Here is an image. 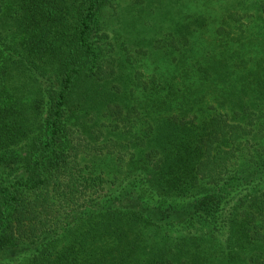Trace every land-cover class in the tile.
Wrapping results in <instances>:
<instances>
[{
  "label": "trees",
  "instance_id": "16d2710c",
  "mask_svg": "<svg viewBox=\"0 0 264 264\" xmlns=\"http://www.w3.org/2000/svg\"><path fill=\"white\" fill-rule=\"evenodd\" d=\"M0 264H264V0H0Z\"/></svg>",
  "mask_w": 264,
  "mask_h": 264
}]
</instances>
